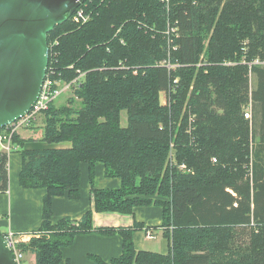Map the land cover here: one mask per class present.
<instances>
[{"label": "trees", "instance_id": "obj_1", "mask_svg": "<svg viewBox=\"0 0 264 264\" xmlns=\"http://www.w3.org/2000/svg\"><path fill=\"white\" fill-rule=\"evenodd\" d=\"M79 8L87 22L70 15L47 35L52 79L79 80L63 106L41 114L43 142L71 146L19 152V186L44 190L40 227L22 252L34 264H61L75 237L96 232L118 235L122 249L109 261L89 256L92 264H264V0H87ZM7 158L0 153V193ZM96 164L120 186L95 188ZM81 165L93 209L52 222L53 198L79 197ZM151 206L161 210L167 254L135 250L141 223L93 228V212ZM242 233L247 245L237 241Z\"/></svg>", "mask_w": 264, "mask_h": 264}, {"label": "crops", "instance_id": "obj_2", "mask_svg": "<svg viewBox=\"0 0 264 264\" xmlns=\"http://www.w3.org/2000/svg\"><path fill=\"white\" fill-rule=\"evenodd\" d=\"M28 129L19 130L16 134L21 146L14 144V149L8 155L7 173L8 190L0 193V234L8 231L31 238L37 233L41 224L42 199L44 190L24 189L19 186V172L21 168L20 150H36L46 148H69V142L49 145L43 142V119L36 121ZM80 195L75 200L66 196L55 197L52 200V222L68 217L77 221L88 210L93 209V197L90 191L89 169L81 165ZM94 187L97 189H116L120 186L117 179L105 176L104 166L96 164L94 167ZM93 228H130L135 223L143 224V229L133 233V245L137 251L146 250V240L160 238L157 245L159 254H167L169 246L162 236L160 228L161 210L156 207L135 208L132 214L96 213L92 215ZM147 234L152 239H147ZM121 238L118 235H101L96 232L78 235L72 244L62 249L61 264H92L89 256H98L104 261H109L121 254ZM153 252V251H150ZM28 257V264L34 262V256L24 253ZM30 255V256H29Z\"/></svg>", "mask_w": 264, "mask_h": 264}, {"label": "water", "instance_id": "obj_3", "mask_svg": "<svg viewBox=\"0 0 264 264\" xmlns=\"http://www.w3.org/2000/svg\"><path fill=\"white\" fill-rule=\"evenodd\" d=\"M87 0H0V129L36 101L48 61L47 35ZM0 264H14L0 234Z\"/></svg>", "mask_w": 264, "mask_h": 264}, {"label": "built area", "instance_id": "obj_4", "mask_svg": "<svg viewBox=\"0 0 264 264\" xmlns=\"http://www.w3.org/2000/svg\"><path fill=\"white\" fill-rule=\"evenodd\" d=\"M84 4V3H83ZM72 20L76 23H85L88 20V16L84 13L82 8H77L72 13ZM53 71L51 68H46V73L44 74V80L42 82L38 97L34 102L32 108L20 119L10 123L4 128L0 129V153L9 155L14 149L13 136H15L19 130L30 128L38 119L41 114L49 108V106L54 103V100L63 94L64 92L71 89L79 78H76L71 83H62L58 80H53L51 75ZM245 119L250 118V111L246 110L244 114ZM179 169L185 170L183 164L179 165ZM147 239H152L150 234H147ZM11 255L13 256L14 264H28L26 261V256L21 250L22 244H27L30 240L28 236H21L8 231L2 235Z\"/></svg>", "mask_w": 264, "mask_h": 264}, {"label": "rangeland", "instance_id": "obj_5", "mask_svg": "<svg viewBox=\"0 0 264 264\" xmlns=\"http://www.w3.org/2000/svg\"><path fill=\"white\" fill-rule=\"evenodd\" d=\"M172 32H174V30H172ZM250 81L253 82V78H251ZM71 95H72V93L70 90L64 92L63 94H61L60 96H58L54 100V105L57 107L63 106L66 103L65 101L67 100V98H69ZM76 104L79 105L78 102ZM41 119H43L42 116H39L37 119L38 122H40ZM36 123L37 122H35L34 124H36ZM120 125L123 128L127 126V113H126V111H121V113H120ZM248 239H249V235L243 234V233L237 237V241H241V243L242 244L244 243V245H247ZM159 240H160L159 237H157L156 239H153V240H148V241L146 240L145 245H144L145 249L153 251V252H158L157 245L159 243ZM27 258L28 257H26V261L29 259V258L28 259ZM32 264H34V262H32Z\"/></svg>", "mask_w": 264, "mask_h": 264}]
</instances>
